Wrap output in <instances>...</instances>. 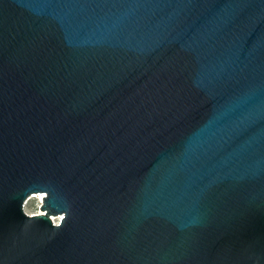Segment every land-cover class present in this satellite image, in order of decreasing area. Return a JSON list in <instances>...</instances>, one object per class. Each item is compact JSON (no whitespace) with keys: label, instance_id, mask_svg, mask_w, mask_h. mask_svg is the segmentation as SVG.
Returning <instances> with one entry per match:
<instances>
[{"label":"water","instance_id":"1","mask_svg":"<svg viewBox=\"0 0 264 264\" xmlns=\"http://www.w3.org/2000/svg\"><path fill=\"white\" fill-rule=\"evenodd\" d=\"M0 264H264V0H0Z\"/></svg>","mask_w":264,"mask_h":264},{"label":"rangeland","instance_id":"2","mask_svg":"<svg viewBox=\"0 0 264 264\" xmlns=\"http://www.w3.org/2000/svg\"><path fill=\"white\" fill-rule=\"evenodd\" d=\"M42 196L40 195H34L33 197H31L26 205H25V211L29 214V215H35V214H39L40 213V206L42 204ZM56 222H58V220H55Z\"/></svg>","mask_w":264,"mask_h":264},{"label":"snow or ice","instance_id":"3","mask_svg":"<svg viewBox=\"0 0 264 264\" xmlns=\"http://www.w3.org/2000/svg\"><path fill=\"white\" fill-rule=\"evenodd\" d=\"M60 219H61V220H63V219H64V217H61Z\"/></svg>","mask_w":264,"mask_h":264},{"label":"bare ground","instance_id":"4","mask_svg":"<svg viewBox=\"0 0 264 264\" xmlns=\"http://www.w3.org/2000/svg\"><path fill=\"white\" fill-rule=\"evenodd\" d=\"M42 196V195H41ZM42 200H43V196H42V198H41Z\"/></svg>","mask_w":264,"mask_h":264},{"label":"built area","instance_id":"5","mask_svg":"<svg viewBox=\"0 0 264 264\" xmlns=\"http://www.w3.org/2000/svg\"><path fill=\"white\" fill-rule=\"evenodd\" d=\"M41 196V195H40ZM55 221V220H54ZM56 222V221H55Z\"/></svg>","mask_w":264,"mask_h":264}]
</instances>
